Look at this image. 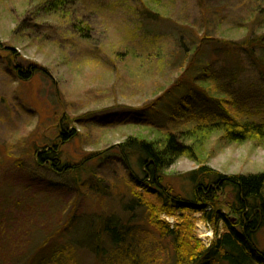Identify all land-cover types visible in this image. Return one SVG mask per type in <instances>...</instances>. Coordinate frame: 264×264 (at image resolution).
Returning <instances> with one entry per match:
<instances>
[{
    "label": "rangeland",
    "instance_id": "rangeland-1",
    "mask_svg": "<svg viewBox=\"0 0 264 264\" xmlns=\"http://www.w3.org/2000/svg\"><path fill=\"white\" fill-rule=\"evenodd\" d=\"M49 1L0 0V264H130L132 256L171 264L172 240L148 226L130 194L143 165L132 152L124 157L121 144L227 122L212 98L226 99L238 121L264 125V50L250 59L207 46L192 71L211 86L167 95L192 74L206 34L239 42L263 33L256 20L264 0H68L55 13ZM26 72L33 76L21 80ZM54 145L71 171L38 161ZM200 156L222 175L264 172V143L231 144L215 133ZM197 168L181 157L165 184L193 200L185 176ZM231 192L222 197L234 201ZM196 227L209 247L213 227ZM256 245L264 249V229Z\"/></svg>",
    "mask_w": 264,
    "mask_h": 264
},
{
    "label": "trees",
    "instance_id": "trees-1",
    "mask_svg": "<svg viewBox=\"0 0 264 264\" xmlns=\"http://www.w3.org/2000/svg\"><path fill=\"white\" fill-rule=\"evenodd\" d=\"M204 1V0H199ZM68 0H50L46 3L49 12H57L66 7ZM252 16V14H251ZM264 22V12L256 23ZM263 26L260 27L263 28ZM194 60L189 64L192 74L187 79L177 81L175 90L167 92H181L188 96L191 89L209 88L210 81L202 78L201 74L193 73L198 70L199 55L208 46L215 51L220 50L225 55L231 52L243 53L250 59L256 57V50H264V32H251L242 41L214 40L206 34L200 41H196ZM10 63H14L13 55L8 54ZM204 63V62H203ZM264 69V68H263ZM29 70L36 72L35 67ZM205 72V68H203ZM264 78V70L261 72ZM21 80L33 76L31 72L19 73ZM177 89V90H176ZM199 92V91H198ZM203 96L207 99L208 96ZM182 99H179V101ZM211 101V100H210ZM209 101V102H210ZM218 102V108L228 115L227 122L194 124L193 127L179 133H168L156 140L144 139L140 136L129 137L121 144L122 155L127 157L131 152L140 158L143 165L144 179L138 181L130 179L133 185L132 193L137 206L142 208L148 226L158 234L162 240L171 239L174 259L171 264H264V249L256 245V238L264 229V172L245 175H222L208 167L201 160V151L212 134L223 133L224 139L231 144L244 142L264 143V125L240 122L233 117V112L225 107L226 99L212 98ZM182 102V101H181ZM156 104V103H155ZM160 104V103H158ZM155 105H152L154 107ZM146 114V113H145ZM153 118V115L150 116ZM60 137L68 142L75 137V132H61ZM36 152V151H35ZM101 155V154H100ZM104 155V154H103ZM181 157L198 164V168L187 173L186 180L194 185L193 200L178 195L174 188L165 184V174ZM38 161L47 167L63 173L73 169L63 158L59 157L56 145L45 146L37 152ZM63 161V162H62ZM224 189H230L234 201L222 197ZM196 214L200 215L199 218ZM167 215L174 221L167 222L162 216ZM197 222H203L213 227L216 237L209 247L203 245L197 237ZM120 236L112 240L118 244ZM134 256L130 264H139ZM152 264V261H143ZM141 264V263H140ZM170 264V263H167Z\"/></svg>",
    "mask_w": 264,
    "mask_h": 264
}]
</instances>
